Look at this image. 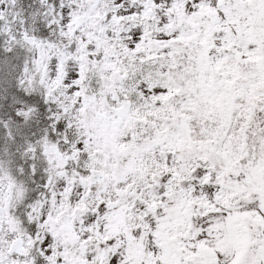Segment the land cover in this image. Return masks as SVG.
<instances>
[{
  "label": "snow or ice",
  "instance_id": "6c2138e0",
  "mask_svg": "<svg viewBox=\"0 0 264 264\" xmlns=\"http://www.w3.org/2000/svg\"><path fill=\"white\" fill-rule=\"evenodd\" d=\"M0 264H264V0H0Z\"/></svg>",
  "mask_w": 264,
  "mask_h": 264
}]
</instances>
